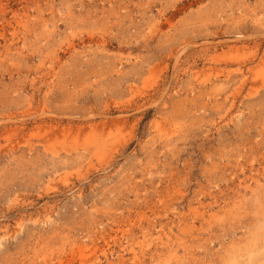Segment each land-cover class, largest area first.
Masks as SVG:
<instances>
[{
  "label": "rangeland",
  "instance_id": "374dc122",
  "mask_svg": "<svg viewBox=\"0 0 264 264\" xmlns=\"http://www.w3.org/2000/svg\"><path fill=\"white\" fill-rule=\"evenodd\" d=\"M0 264H264V0H0Z\"/></svg>",
  "mask_w": 264,
  "mask_h": 264
}]
</instances>
